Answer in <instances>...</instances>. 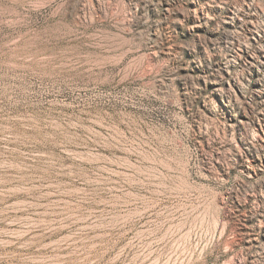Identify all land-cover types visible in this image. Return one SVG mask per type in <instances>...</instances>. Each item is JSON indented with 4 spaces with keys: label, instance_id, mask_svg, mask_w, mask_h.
Instances as JSON below:
<instances>
[{
    "label": "rangeland",
    "instance_id": "obj_1",
    "mask_svg": "<svg viewBox=\"0 0 264 264\" xmlns=\"http://www.w3.org/2000/svg\"><path fill=\"white\" fill-rule=\"evenodd\" d=\"M0 264H264V0H0Z\"/></svg>",
    "mask_w": 264,
    "mask_h": 264
},
{
    "label": "bare ground",
    "instance_id": "obj_2",
    "mask_svg": "<svg viewBox=\"0 0 264 264\" xmlns=\"http://www.w3.org/2000/svg\"><path fill=\"white\" fill-rule=\"evenodd\" d=\"M228 18H231V15H228Z\"/></svg>",
    "mask_w": 264,
    "mask_h": 264
}]
</instances>
